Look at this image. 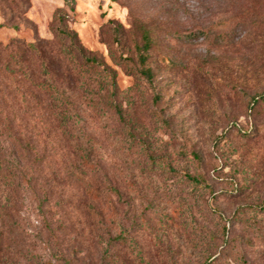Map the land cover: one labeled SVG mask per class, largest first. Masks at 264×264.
<instances>
[{"label":"rangeland","instance_id":"1","mask_svg":"<svg viewBox=\"0 0 264 264\" xmlns=\"http://www.w3.org/2000/svg\"><path fill=\"white\" fill-rule=\"evenodd\" d=\"M0 44L18 75L0 128L33 141L3 140L24 176L7 191L22 255L0 264H264V0H0ZM31 82L68 102V138Z\"/></svg>","mask_w":264,"mask_h":264},{"label":"trees","instance_id":"2","mask_svg":"<svg viewBox=\"0 0 264 264\" xmlns=\"http://www.w3.org/2000/svg\"><path fill=\"white\" fill-rule=\"evenodd\" d=\"M142 39L143 43L137 47V59H138V66H136L137 73L143 77L150 86L154 87L155 83V75L153 68L149 66L150 61V52L153 48V39H152V33L150 29L145 27L143 25L142 27ZM58 34L64 37H67L71 40L72 48L79 54H81L87 65H90L92 67L98 66L101 67L102 64L98 60L94 58L87 57L85 55V51L82 47L78 46V39L77 35L73 33H69L68 31H63L62 28L58 30ZM10 48H13L17 46L19 51H21V57H30L34 54H39V50L36 44L34 43H25L20 40H14L10 44L7 45ZM5 53V47L2 48V45L0 44V94H6L4 93V86L6 88H9V79H18L17 73H13V70H10V63L12 61L8 60L6 61L4 54ZM13 61H17L19 58L13 57ZM27 61V60H26ZM130 61V60H128ZM131 62V61H130ZM104 65V64H103ZM15 82L10 83V85H15ZM32 86L28 87V90L31 91L34 88H41V91L45 93V95L49 96V99L51 100L50 109L53 111V115H55L56 121H59L60 125L63 128L64 135L68 138V102H65L64 99H62L60 94H52L55 92L53 89L54 87L51 84L41 82L39 84H36L34 82H31ZM17 94H23V91L18 88ZM60 95V96H58ZM157 98V96H156ZM264 100V93L260 94L257 97L252 98V104L251 107L254 108L259 101ZM243 135H248L249 132H242ZM16 134H6L1 128H0V189H3L4 193L6 194V197L3 199L0 198V257L4 259V256H21L20 252L18 250L13 249L12 246V236L18 237V233L16 232V227L13 224H10L7 222L8 219L11 218L10 213V195L7 191H12L13 193L17 191L18 185L20 183V180L22 176H24L23 168L21 167V164L18 162V160L11 161L6 158L5 153V146L3 144V140L5 142L10 143V149H14L13 151L16 153L20 150H22L25 154H32L31 149L33 148L32 143L33 141L29 138L26 139L27 142H24L25 145H23V139L19 138L18 141L15 137ZM5 137L9 138V142ZM14 137V138H13ZM21 148V149H20ZM19 149V150H17ZM68 154V152H67ZM90 162V161H88ZM82 179V178H81ZM193 180L196 181V178H193ZM9 197V198H7ZM64 229L67 228L63 226ZM60 253L62 256H68V253L66 250L60 249ZM25 256H35V255H25Z\"/></svg>","mask_w":264,"mask_h":264}]
</instances>
